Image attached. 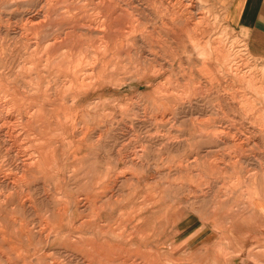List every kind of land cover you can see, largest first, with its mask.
<instances>
[{
  "label": "bare ground",
  "instance_id": "bare-ground-1",
  "mask_svg": "<svg viewBox=\"0 0 264 264\" xmlns=\"http://www.w3.org/2000/svg\"><path fill=\"white\" fill-rule=\"evenodd\" d=\"M204 2L205 0H0V134H3V137L5 135L8 141L11 142L12 140H17V137L21 135L35 143V149L28 154L29 157L26 158L24 156L26 158L24 160L21 158L24 164L22 165L23 169H21L23 173L21 180L23 183L20 182L22 183L20 185L17 182V177L22 174L16 177L13 172L4 170L0 160V188H5L7 191L16 190V194L8 195L7 193L5 196L0 195V264H61L56 255L62 254L60 251L62 244L67 249L78 250L84 258L92 257L103 264L164 263V261H155L154 255L152 257L146 256L148 254L151 256L152 251L156 247L159 249L165 242L169 249L172 248L174 239L181 237L185 233L184 231H187V228L194 224L191 223V218L187 217L190 213H197L199 221H202L203 225L208 227L206 230H212L213 240L221 239L229 244L231 250L229 248L227 252L225 249L221 251L224 254L221 260L223 264H246L247 261L245 259L254 264L260 262L264 264V260L254 261L259 254L257 253V248L252 246L255 239L260 240L262 237L259 236H264V215L260 211V206L264 203V167L261 164L258 165V168H251L246 173L241 170L245 175L239 172L241 175L237 177L240 179L243 175V182L257 186V188H254L256 190L252 192L253 195H250L256 197L257 194L258 197L255 198L256 200H252L249 206H245L243 209L239 208L237 212H233L234 214L228 213V207H230L229 196L235 193V189H231L224 193L223 197L221 196V198L225 199L224 202L221 201V198H218L219 202L215 201L214 203L216 196L208 193L209 190H205L207 193L202 194L203 190H195L194 188L198 187L193 186L192 190L195 192L193 200H181L182 203L188 204L187 206L180 209L181 205L176 206L173 204L172 206L170 204L167 206L166 211L167 222H163L160 217L154 220L152 226L155 228L154 231L157 230L154 236H150L152 231L150 227L144 226L140 229V225L146 223L148 216L137 213L143 206L144 201L141 202L142 200L140 201L141 203L135 202V205L131 206L135 207L136 211L134 215H130L127 219L126 225H131L129 233L119 234V232L111 231V228L106 230V225L103 224L107 223V219L110 218L109 215L111 218L114 216L113 211L115 210L111 209V213H107L98 206L97 199L101 198V194L105 195L108 190L111 191L109 183H104L106 178L107 182L109 181L110 173L107 172L104 157L99 156V154L96 157L97 162L91 165L88 168L89 172H87V174L91 173L93 175L88 176L89 181L93 182L92 191L90 193L86 192L85 195L82 194L83 196L80 193L78 199L74 200L73 205L75 208L69 215L66 211H63L64 207L61 210H48L47 219L56 222L53 227H49L47 220L43 222L44 218H40L37 222H31V209L36 207H33L30 202L27 203V200L31 197H28V199L23 197L25 191L22 188L28 186L29 191L32 189L30 186L31 181L26 179L27 176L35 181L43 180L46 178L48 170L52 169V174L58 180H65L67 175L68 179L73 181L74 178L78 177L77 174H74L75 168L79 169V171L85 170V166H81V163L80 166L67 164V158H64L65 155L62 152L59 141L54 136L62 132L68 136H77L81 138L80 141L84 140L86 142L88 137L94 132L106 131L107 128L100 125L91 129V124L85 122V119L90 121L107 119L114 115L115 111L109 112L105 100H103L104 93L109 87H114L115 90H118L126 86L130 81L136 80L150 88V91L144 95L148 98V101L153 102L154 107L158 106L170 115L172 114L170 112L172 111L171 105L174 100L170 86H187L191 81H201L205 76V68L210 66L216 68V73L223 71L219 72L221 77L224 75V78L231 81H244L248 89L254 88L259 93L258 95L264 98V68H259L245 56L244 51L246 49L237 44V42L240 43L239 40L233 42L219 35L212 36L211 33L215 30L216 18L213 17L215 21L211 20L210 10L207 9ZM133 13H136L140 18L148 20L151 29L148 34L150 35L145 36L144 30L140 29L142 25L136 24L138 22L136 19L134 21L130 20L129 17L132 18ZM217 22L219 23V21ZM153 36L157 37V43L161 50L164 51L162 56H158L152 50L153 46L151 45L147 46L149 50L145 52L143 49L141 50L142 45H148L145 42L146 40L150 39L153 42L156 39ZM208 70L209 68L207 72ZM211 73L209 72V74ZM216 77L213 79H216ZM208 85L210 84L208 83ZM200 87L202 88L203 84ZM224 88L222 89L223 91ZM226 88L228 89V87ZM234 96H231L233 100L235 99ZM69 97H72L70 99L71 106L68 105L70 103L68 102L69 100L67 101ZM256 101H253L252 108L255 106ZM258 103L263 104L264 100ZM249 111L251 112V110ZM144 112L146 114L145 110ZM215 112V110L210 111V113ZM261 116H264V113ZM244 117L245 119L247 118L246 116ZM205 119L203 121L199 120L204 122ZM140 121L142 120H139V123ZM144 123L146 122H142L138 127H141ZM223 124L221 125L223 126ZM252 124L253 126L255 125V123ZM252 124L250 125L252 126ZM241 126L243 125L241 124ZM200 128L199 131L201 132ZM248 128L247 130L250 132ZM258 128L252 129L254 130V139L257 137L256 133L264 135L263 129L260 130V127ZM226 132L223 129L220 130L221 136L216 134V131L210 135L212 137L215 135L214 138H218L222 143L219 148L223 150L229 145H234L235 149H232L237 152L246 149L247 146H237L232 143L234 137L230 140L231 134L229 135ZM261 138L259 141H261ZM99 140L101 139L99 138ZM175 141H178L177 138ZM4 142L7 141L4 140ZM170 145L173 147L172 144ZM256 145H258L257 142ZM87 146L90 149L92 148L89 145ZM252 149L255 150V148ZM100 151L98 152L100 153ZM133 152L122 156L124 157L122 158L124 164L127 165L125 168L130 169L129 167L132 168L133 165L143 163L146 156L144 146L141 145L140 149L133 150ZM223 153L225 152L223 151ZM196 156L193 155L185 160H180L175 167L174 174L180 175L185 170H189L190 167H199L200 163L197 158L200 157ZM191 158L194 159L192 160ZM231 159L236 160H228L223 167L218 166L221 171H228V165L230 164L232 167L238 166L242 158L233 156ZM221 162L223 161L221 160ZM47 163L51 164V168L47 166ZM69 168L71 170L67 171ZM204 168L207 167L205 166ZM231 169L233 168L230 167ZM210 171V174H216L218 173V168L210 167ZM120 172L119 177L120 175L122 178L124 177V182L132 178L130 177L131 174L128 177L125 176V174H129L128 170ZM216 175L219 176L220 173ZM116 177L118 178V176ZM216 178L218 179V177ZM139 180L141 181V178ZM238 181L241 182L240 180ZM82 190L86 191L87 189L84 187ZM113 198L115 197L110 196L109 200ZM69 199L71 198L69 197ZM226 200H229V202ZM133 201L130 200V203L132 204ZM212 202L216 205L212 206ZM195 206H197V210ZM83 207L85 209L87 207L90 209L95 208L94 215H91V220L89 217L83 216ZM186 211H189V215L182 216ZM76 223H80L78 229L74 226ZM133 224L134 226L132 227ZM181 225L184 226L183 229ZM90 226L95 229L93 234L92 232L90 233L91 230L89 231ZM63 227L66 230L68 229L67 232L64 233ZM172 232H177L178 234L172 235ZM172 238L173 240L171 241ZM197 238L196 233L192 240ZM209 240L207 243L193 246L196 251L193 252L190 258L194 261H192L194 264H208L207 259L209 261V259L216 257L213 253V240L210 238ZM184 248L183 244L179 251L184 250ZM72 249L70 250L74 253ZM144 251H147L148 254H145ZM69 256L73 257L71 254ZM145 257L147 260H145ZM170 263L172 264V261ZM175 263L177 264L178 262ZM81 264H91V262L84 260Z\"/></svg>",
  "mask_w": 264,
  "mask_h": 264
},
{
  "label": "rangeland",
  "instance_id": "rangeland-1",
  "mask_svg": "<svg viewBox=\"0 0 264 264\" xmlns=\"http://www.w3.org/2000/svg\"><path fill=\"white\" fill-rule=\"evenodd\" d=\"M204 3L206 5L207 9L210 10V18H212L211 20L212 21L216 20L215 30L213 31V33H211L212 36L214 37L215 35H219V36H222L223 38H226L228 41L230 39L233 42L234 41L237 42L239 40L240 43L237 42V44H240L244 49H246L244 51V53L246 54L245 56H247V58H249V60L253 64H256L257 66H259V68L263 69L264 68V59L254 57L250 54L248 47H247V43H246L243 35L240 32L236 31L235 29L231 28L226 23V15H225L224 9L221 8L218 4H216L215 2H213L211 0H205ZM132 15H133L132 18L129 17L130 20L134 21L136 19L138 21V22H136V24L142 25V26H140V25L139 26H140V29L142 28V30H144L145 36L150 35V34H148L149 32H151L150 24H149L148 20L140 18L136 13H133ZM136 15H137V17H136ZM213 17L216 19L214 20ZM217 21H219V23ZM222 29H224V30H222ZM227 30L230 32H228ZM221 31H223V32H221ZM153 38H156L153 40V42L150 39L146 40L145 42H146V44L148 43V45H142L143 47H141V50L143 49V51L145 52V51L149 50L147 48V46L149 47L151 45V46H153L152 50L155 51V53H157L158 56H162L164 54V51L161 50V48L159 47V44L157 43L158 42L157 37L153 36ZM149 41H150V43H149ZM151 43H153V44H151ZM156 48H158V49H156ZM206 68L207 69L209 68L208 72H207ZM206 68H205L206 71H204L205 76L203 79H201V81H197V82L191 81V83H189V85H187V86H170L171 93L174 97L173 103L171 105L172 111L170 112L172 114H170V115L165 113L162 108H160L158 106L154 107L155 105H153V102L148 101V98L144 95L146 92L150 91V88H147L145 85L137 82L136 80L130 81L126 86H124L118 90L117 89L115 90L114 87H109L104 93L103 100H105V104L107 105L109 112L115 111L114 115L113 116L111 115L112 117L110 116L107 119H94L92 121L85 119V122H89L91 124L90 125L91 129L100 125L104 128H107L106 131L103 130V131H99V132L98 131L94 132L93 134H91L88 137V140L86 142L84 140L80 141L81 138H79L77 136H68L62 132L58 133L57 135L54 136L59 141V144L62 148V152L65 155L64 158L65 159L67 158V164L68 165L74 164L76 166H80V163H81V166L82 165L85 166V168H84L85 170L79 171V169L75 168L74 174H77L78 177L74 178L73 181H70V179H68L67 175H66L65 180H61V179L58 180V178H55V175L52 174L53 173L52 169L48 170L47 176L43 180L35 181L33 178H30L29 176H27L26 179H27V181H31L30 186L32 189H31V191H29L28 186L22 188V190L24 189V191H25L23 194V197H26V199H28V197L29 198L31 197L30 199H28L29 201L27 200V203L30 202V204H32L33 207H36V208L31 209V214H30L31 222H33V221L37 222L40 218H44L42 221L44 222L45 220H47L49 227H53V225L56 222H54L50 219H47V217H48L47 211L48 210H53V209H60L61 210V209H63L62 207H64L65 209H63V211H66L68 215L72 210H74L73 208H75V207L73 205L74 204L73 202L75 199H78V196L80 195V193H81V196H83L86 194V192L90 193L92 191V183L93 182H91V180L89 181L88 176L89 175L93 176V175L91 173L87 174V172H89L88 168H90L91 165H94L97 162L96 157L98 154H99V156H103L105 159L104 161H105L106 169H107V172L110 173V176L108 177L109 181L107 182V178H106V180H104V183H109V188L111 189V191L108 190L105 195L101 194V196H100L101 198H99V200L97 199L98 206L101 207L100 209L104 210L107 213H109V212L111 213V209L115 210V211H113L114 216H112V218H111V216L109 215L110 218H108L106 221L107 223H104L103 225H106V230H110V228H111V231L119 232V234H121V233L127 234L130 232V226L131 225L130 226L126 225L127 219L130 215H134L135 211H136L134 209L135 207L133 208L131 206H134L135 202L137 203V202H140L142 200L141 202L144 201V203L142 204L143 206H142L141 210L137 213L139 215L145 214L148 216L146 219V223L145 224L142 223V225H140V229H142L144 226H148L152 230L150 232V236H154L157 233V230L154 231L155 228H153V226H152V223L154 222V220L157 219L158 217H160L163 220V222H167V215H166L167 212L166 211H167V206L170 204H172V206H173V204H175L176 206L181 205L180 209L187 206L188 204L182 203L181 200L182 199L193 200V196L195 193L194 190H192L193 186L198 187V188H194L195 190L196 189L197 190L200 189V191L203 190L202 194L206 192L205 190H207V191L209 190L208 193L212 194V196H216L214 198L215 200L213 201L214 203H215V201L217 202L219 200L218 198H221V196L223 197L224 193H226L227 191H229L231 189H235L234 190L235 193H232L229 196L230 202H229V200H226L230 204V207H228V213L230 212L231 214H234L233 212H237V210H239V208L243 209L245 206H249L252 200H256L255 198L258 197L257 194H256V197L251 196L250 194H252V192L256 190L254 188H257V186L255 184L249 185L246 182H243V177H244L243 175H245L243 172L246 173L247 171H250L251 168H253V169L256 167L258 168L259 164H261V166L263 165V167H264V158H263L264 157V153H263V151H264V147H263L264 146V135H259L258 133H256L257 137L254 139V133H253L256 128L260 127V130L263 129L262 131L264 134V127H263L264 116H261L264 113V111H263L264 110V103L263 104L258 103V102L263 101L264 98L262 96L260 97V95H258L259 93H257L254 88H250L251 90L248 89V87H247V85H245L246 83L244 81H242V82L240 81L241 82L240 83L238 80H233L234 81L233 82L231 80H228L227 78H224V75H222V77H221V73H219V72H223V71L218 70L219 72L216 73L217 72V70H215L216 68H212L210 66L206 67ZM210 70H212V71H210ZM209 72L210 73L212 72L211 74H213V75L209 74ZM208 75H209V77H208ZM214 75H215V77L217 76L216 79H213V78H215V77H213ZM210 77H212V78H210ZM209 79H212V80H209ZM217 80L220 83H218ZM215 81H216V83H215ZM223 81H224V83H223ZM229 81H230V83H229ZM208 83L210 85H208ZM202 84H203V87L201 88L200 86H202ZM228 84H230V86H228ZM184 85H186V84H184ZM241 85H242V87H240ZM231 86H232V88L230 89ZM193 87H195V88H193ZM199 87H200V89H198ZM226 87H228V89ZM203 88H204V91H203ZM209 88H212V89H209ZM223 88H224V91L222 90ZM236 89H237V91H236ZM144 90H146V91H144ZM225 90H227V91H225ZM183 92H184V94H183ZM228 92H230V93H228ZM231 92L233 93V95H231L232 94ZM235 92H236V94H235ZM256 93H257V96H256ZM231 96H234L235 99L233 100V98ZM240 96H241V98H240ZM118 97H120V98H118ZM253 97L256 99H254ZM112 98H115V99H112ZM70 99H72V97H69L67 99V101L69 100L68 102H70V103H68L69 106H71V104H72ZM106 99H108V100H106ZM232 100L234 103L232 102ZM242 100H243V102H242ZM254 100L255 101L257 100L256 102L258 104L255 102L256 107L254 106L253 107L254 109H253L252 106H253ZM218 101H220V102H218ZM198 102H201V103H198ZM203 102H204V104H202ZM239 102H240V104H238ZM120 103H121V105H120ZM136 103H139V104H136ZM244 103L248 107H246ZM108 105L112 106V107H109ZM228 105H230V106H228ZM238 106H240V107H238ZM144 107H145V109H144ZM224 107H226V108H224ZM247 108H248V110H247ZM140 109H141V111H140ZM211 109L215 110L216 112L210 113V111H212ZM219 109L221 111H223V110L224 111L221 112ZM144 110L146 111V114H144L145 113ZM249 110H251V112ZM218 111H219V113H218ZM243 111H244V114H243ZM262 111H263V113H262ZM240 112H242V113H240ZM224 113L226 114V116ZM256 114H257V116H256ZM180 115H181V117H180ZM218 116H220V117H218ZM244 116H246L247 118L245 119ZM259 116H260V118H259ZM149 117H150V119H149ZM209 117H210V121L208 122ZM222 117H224V118H222ZM261 117H262V119H261ZM205 118H208V119H205ZM251 118H254V119H251ZM199 119H201L202 121H203V119H205V120H204V122H202V121L200 122ZM139 120H142V121H140V123H139ZM157 120H158V122H157ZM206 120H207V123H206ZM236 120H238V121H236ZM147 121H149V122H147ZM239 121H241V122H239ZM257 121L259 124L257 123ZM142 122H146V123H144V125H142L141 127H138L139 124H141ZM233 122H235V123H233ZM209 123H211V124H209ZM252 123H255L256 126L255 125L253 126ZM221 124H223V126ZM241 124L246 128L241 126ZM250 124H252V126ZM245 125H247V126H245ZM125 126H126V128H125ZM198 126H200L201 128ZM127 127H128V129H127ZM240 127H241V129H240ZM199 128H200L202 133L199 131ZM222 128L225 129V132L227 130V132H226L227 134H229V135L231 134L230 140H232L234 137V139L232 140V143H234L237 146H241V145L245 146V147L247 146L249 149L246 147V149L237 152L236 150H234L235 149L234 145L233 146L229 145L227 148H225L223 150L221 148H219L222 145V143L218 140V138H214L215 135H214V137H212L210 135L213 132L215 133V131H216V134H219L221 136L222 133H220V130H223ZM247 128L250 129V132L247 130ZM252 129H254V130H252ZM242 132H244V133L241 134ZM207 133H209V134H207ZM2 135L3 134H0V160H1V164L3 165L2 167L6 171L13 172V174L16 175V177L20 176L22 174L20 177H17V179H18L17 182L20 185L23 183L21 180L22 179L21 177L23 176V173L21 170V169H23L22 168V165L24 164L23 160L25 157L28 158L29 157L28 154L35 149V143L30 141L26 137L21 136V135L17 137V140H12V142H11V141H8L7 137H5V135H4V137ZM248 135H249V137H247ZM243 136H244V138H243ZM250 136H251V138H250ZM69 137H70V139H68ZM97 137H99L101 140H99V138H97ZM175 137L177 138L178 141H175L176 140ZM133 138H135V139H133ZM260 138H261V141H259ZM4 140H6L7 142H4ZM47 140H46V142H47ZM68 140H70V141L68 142ZM13 141H15V142H13ZM127 142H129V143H127ZM256 142L259 146L256 145ZM85 144L89 145L92 148L90 149L87 145L85 146ZM170 144H172L173 147ZM254 144L256 147L254 146ZM141 145L144 146V148L146 149V153H145L146 156H145L143 163H139L138 165H133L132 168L129 167L130 169L125 168V166H127V165L124 164V162L122 160V158H124V157H122V156H126L127 154L129 155L130 153H134L133 150L135 151V150L140 149ZM15 146L17 149L16 148L14 149ZM259 147H260V149H259ZM7 148H9V149H7ZM232 148H234V149H232ZM252 148H255V150ZM256 148H258V149H256ZM118 149H119V151H118ZM226 149H228V150L226 151ZM25 150H26V152H25ZM83 150H85V151H83ZM100 150H102V151H100ZM229 150L231 153L228 152ZM98 151H100V153ZM223 151L225 153H223ZM255 153H256V156H255ZM21 154H24V155L21 156ZM120 154H121V156H120ZM247 154H249V155L247 156ZM15 155H17V156H15ZM193 155H197L196 157H200V158H197V161L200 163L199 167L198 166H195L194 168L190 167L191 169L189 168V170H185V172L181 173L180 175H175L174 172H175V167L178 165L177 163L180 162V160H185L188 157H191ZM233 156H239L242 158L240 160L238 166L236 165L235 167H232V165L230 164V165H228V169H229L228 171L227 170L221 171V169L218 166L223 167L224 164L228 162V160H231V161L236 160V159H231V157H233ZM21 158H23V160ZM211 158H212V160H211ZM191 159L193 160L194 158H191ZM255 159H256V161H255ZM216 160H217V163H216ZM221 160L223 162H221ZM218 162H219V165H218ZM230 163H232V162H230ZM50 165H51L50 163H47V166L50 167ZM203 166L204 167L206 166L207 168H204ZM210 167L214 168V169L218 168V171H217L218 173H216V174L220 173V175L217 176L216 174H210L211 173ZM230 167L233 169L230 170ZM200 168H202V169H200ZM73 169H74V167H73ZM192 169H193V171H192ZM197 169H199V170H197ZM20 170H21V172H20ZM70 170H71L70 168L67 169V171H70ZM124 170L129 171V174H127V175L125 174V176L128 177L131 174L130 177H132L131 179H129V181H126V182H124V180H125L124 177L122 178L121 175L119 177V174H121L120 171H124ZM241 170H243V172ZM196 171H198V172H196ZM239 172L243 174L241 177L242 179L240 177H239L240 179L237 178L238 175H241ZM198 173H201V174L198 175ZM116 174H118V175H116ZM195 174H197V175H195ZM116 176H118V178ZM215 176L218 177V179ZM74 177H75V175H74ZM211 177H213L214 179ZM140 178H141V181L139 180ZM199 179H201V180H199ZM118 180H119V183H118ZM238 180H240L243 184L241 182H239ZM32 181H35V182H32ZM146 181H148V182H146ZM149 181L152 183H150ZM20 182H22V183H20ZM43 184H44V186H43ZM200 186H201V188H200ZM254 186H256V187H254ZM84 187L87 189L86 191L82 190ZM62 190H64V191H62ZM0 191H1V193H0L1 196H5V195H7V193H8V195L13 194V193L16 194V190H14V189L11 191H7V189H5V188H0ZM27 192H30V193H27ZM58 192L61 193L62 195H65V196H62L61 194L59 195ZM139 193H142V194H139ZM206 195H208V194H206ZM110 196H113L115 198H113L112 200H109ZM69 197L71 199H69ZM145 199H147V200H145ZM221 199L220 200L224 202L225 199L224 198H221ZM226 199H228V198H226ZM232 199L234 200V202H232L233 201ZM130 200H132V201L134 200L132 202V204L130 203ZM213 202L211 203V205L215 206L216 204H213ZM220 203H222V202H220ZM195 208H196V210L198 209L197 206H195ZM82 210H83L82 211L83 216L85 215L86 217H89L91 220V215L92 216L94 215L95 208L93 207L92 209H90L89 207H87V209H85V207H83ZM260 211L264 215V203L261 204ZM188 213H189V211L188 212L186 211L185 214H183L182 216H185ZM190 215H193V216H191V223H193V222L196 223L197 221H199V218H198L199 215L197 213H195V214L190 213ZM200 218H202V217H200ZM118 220H120V221H118ZM64 223H66V222L64 221ZM74 226H75V228L78 229V226H80V223H76ZM133 226H134V224L132 225V227ZM63 229H64V233L67 232V230H68V229L66 230L65 227H63ZM93 229H94V227L90 226L89 231L91 230L90 233L92 232V234L95 231V229L94 230ZM175 230H177V229H175ZM178 233H179V231H178ZM178 233L172 232V235L178 234ZM189 233L190 232L187 231V232L183 233L181 237L175 238L173 241V247L170 249L168 248V245L165 242V244H163L165 246L162 245L159 248L160 251L156 247V249L152 251L151 256L148 254L147 251H144L145 254H148L146 257H148V256L152 257V255H154L155 261H161V262L164 261V263H160V264H169L171 261H172V264H174L175 262H178V263L182 262L183 264H194L193 263L194 261L190 258V256H192L193 252L196 251L195 249H193V246H194L193 244L195 242H193L194 240H192L193 237L196 235V233L187 237V235ZM124 237H125V235H124ZM259 237H262V238L260 240L255 239L254 242L252 243V246L254 248H257L256 250H257V253L259 254V256H257V258L254 261H257V260L263 261L264 260V236H259ZM173 238L171 239V241L173 240ZM183 244L185 247L184 248L185 251L184 250L179 251V248L181 246H183ZM212 247L214 249L213 253L215 254L216 257H214L213 259H209V261L207 259V263L208 264H223L221 260H222V257L224 254H222L221 251L223 249H225L226 252L229 251V248H230L229 244L224 242L221 239H217V240L214 239ZM60 249H61L60 251L62 252V254L56 255V257L61 264H81V263H83L84 260L86 262H89V263L91 262V264H103V263L97 262L92 257L84 258V256H82L78 250L70 248L74 251V253H73L70 249H67L63 244L60 246ZM63 250H65V251H63ZM230 250H231V248H230ZM164 252H166V253H164ZM70 254L73 257H70L69 256ZM146 257H145V260H147ZM70 261H72V262H70ZM245 261H247L246 264H254L253 262H250L246 259H245ZM257 264H262V262L257 263Z\"/></svg>",
  "mask_w": 264,
  "mask_h": 264
},
{
  "label": "crops",
  "instance_id": "crops-1",
  "mask_svg": "<svg viewBox=\"0 0 264 264\" xmlns=\"http://www.w3.org/2000/svg\"><path fill=\"white\" fill-rule=\"evenodd\" d=\"M211 1L224 9L226 23L243 35L250 54L264 59V0ZM191 216L193 215L187 217L191 218ZM193 223L187 228V231L190 232L187 237L197 233L198 238L193 241L195 242L194 247L207 243L210 241L209 238L213 240L212 230H206L208 227L204 226L201 221ZM183 228L184 226H182Z\"/></svg>",
  "mask_w": 264,
  "mask_h": 264
}]
</instances>
